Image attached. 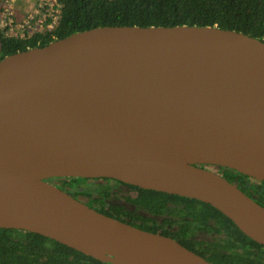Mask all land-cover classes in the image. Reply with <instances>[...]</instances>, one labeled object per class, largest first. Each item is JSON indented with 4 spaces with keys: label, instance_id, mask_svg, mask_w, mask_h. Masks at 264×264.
Here are the masks:
<instances>
[{
    "label": "water",
    "instance_id": "obj_1",
    "mask_svg": "<svg viewBox=\"0 0 264 264\" xmlns=\"http://www.w3.org/2000/svg\"><path fill=\"white\" fill-rule=\"evenodd\" d=\"M203 166L264 182V42L218 27L107 26L0 60V229L109 264H212L52 179L195 199L264 246V207Z\"/></svg>",
    "mask_w": 264,
    "mask_h": 264
},
{
    "label": "trees",
    "instance_id": "obj_2",
    "mask_svg": "<svg viewBox=\"0 0 264 264\" xmlns=\"http://www.w3.org/2000/svg\"><path fill=\"white\" fill-rule=\"evenodd\" d=\"M60 1L61 19L52 33L17 40L5 37L0 31V60L21 51L47 46L74 33L107 26L218 27L264 42V0ZM59 181L67 190L78 182L72 178H60ZM129 187L136 194L127 203L122 202L124 196L131 194L127 190L115 191L105 187L85 190L90 204L96 205L100 213L142 230L171 237L212 264H264V246L247 237L212 206L195 199ZM243 190L249 196L256 195L255 200L264 207V186H256L253 193L248 187ZM199 230L215 237L224 235L217 243H212L214 247H210L209 255L199 252L197 239H194ZM0 264L109 263L39 234L0 229Z\"/></svg>",
    "mask_w": 264,
    "mask_h": 264
},
{
    "label": "built area",
    "instance_id": "obj_3",
    "mask_svg": "<svg viewBox=\"0 0 264 264\" xmlns=\"http://www.w3.org/2000/svg\"><path fill=\"white\" fill-rule=\"evenodd\" d=\"M62 14L60 0H4L0 8V31L7 38L26 40L52 33Z\"/></svg>",
    "mask_w": 264,
    "mask_h": 264
},
{
    "label": "flooded vegetation",
    "instance_id": "obj_4",
    "mask_svg": "<svg viewBox=\"0 0 264 264\" xmlns=\"http://www.w3.org/2000/svg\"><path fill=\"white\" fill-rule=\"evenodd\" d=\"M203 167L220 174L221 176H223L224 178H226L227 180H229L230 182H232L233 184L238 186L243 192H244L243 189L246 187L250 188L251 193H253V192H255L256 186H264V182L257 181L254 178L243 175V174H241L235 170L229 169V168L220 167V166H203ZM72 179H77L78 182H75V183H78V184H76L77 187H73L69 190L62 188V184L58 180H57L58 182H55L56 180L52 179V180H50V182L55 183L62 190H64L68 194H70L72 197L83 202L84 204L90 206L91 208H93L95 210H97L96 205H91L89 198L86 196V190L85 189H87V188L105 187V188H111L115 191H117V190L129 191L131 194L129 196L128 195L124 196L123 197L124 199L122 200V202H124V201L128 202V199L135 197V194H136V193L134 194L135 190L133 188L129 187L131 185H128V184H125V183H122V182H119V181H116L113 179H106V178H93V179L72 178ZM76 189H81V190H76ZM247 195L249 196V194H247ZM250 197L255 200L256 195L255 196L252 195ZM200 232H203V233H200ZM200 235H204L205 237H208V239L200 237ZM223 236L224 235H216V237H218V238H216L215 236H212L209 233L207 234L204 231L199 230L198 236L194 237V239H197L196 242H197L199 252L202 254L209 255L208 252L211 251L210 247H214V245H212V243H217L219 241V238H221ZM222 243L224 244L223 241H222Z\"/></svg>",
    "mask_w": 264,
    "mask_h": 264
},
{
    "label": "rangeland",
    "instance_id": "obj_5",
    "mask_svg": "<svg viewBox=\"0 0 264 264\" xmlns=\"http://www.w3.org/2000/svg\"><path fill=\"white\" fill-rule=\"evenodd\" d=\"M3 0L0 2V6L2 5L3 6ZM60 179H58V181H59ZM57 180L55 181V182H58ZM76 184H78V183H74L73 184V187H77V185ZM81 185V184H80ZM123 203H127V201H124ZM200 237H203V238H206V239H208V237H205L204 235H200Z\"/></svg>",
    "mask_w": 264,
    "mask_h": 264
}]
</instances>
